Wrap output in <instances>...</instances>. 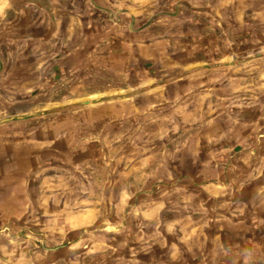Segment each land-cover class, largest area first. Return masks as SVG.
<instances>
[{
    "label": "crops",
    "instance_id": "crops-1",
    "mask_svg": "<svg viewBox=\"0 0 264 264\" xmlns=\"http://www.w3.org/2000/svg\"><path fill=\"white\" fill-rule=\"evenodd\" d=\"M40 167L133 200L98 264H264V0H0V169Z\"/></svg>",
    "mask_w": 264,
    "mask_h": 264
},
{
    "label": "rangeland",
    "instance_id": "rangeland-1",
    "mask_svg": "<svg viewBox=\"0 0 264 264\" xmlns=\"http://www.w3.org/2000/svg\"><path fill=\"white\" fill-rule=\"evenodd\" d=\"M18 127L22 128V125ZM44 165L41 162L40 166ZM41 167L29 173L34 180L26 177L29 179L27 184L21 181V170L7 174V169H0V180L8 181L0 184V264H71V260L76 264H98L94 258L102 254L94 249L96 242L105 240L109 243L111 240L104 233L106 228L112 232L110 227L125 222V219L127 224L136 226V218L129 219L131 214L120 223V218L112 216L114 210H124L125 206L131 208L133 200H113L120 190L118 185L109 188V195L105 194L111 199L102 200L107 186L100 190L98 200L92 196L89 203L79 201V207L84 204L87 207L70 216L73 213L71 204L74 208L76 201L56 200V197L71 193L72 186H55L50 177L51 170L44 174L46 184L32 182L37 180ZM124 190L131 191L127 187ZM85 208L89 213L84 212ZM130 226L126 233L118 235V240H122L123 235L129 242L134 239ZM127 262L132 264V260Z\"/></svg>",
    "mask_w": 264,
    "mask_h": 264
}]
</instances>
